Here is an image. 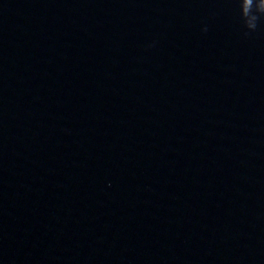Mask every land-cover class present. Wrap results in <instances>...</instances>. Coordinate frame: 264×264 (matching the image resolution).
<instances>
[{
    "label": "water",
    "instance_id": "water-1",
    "mask_svg": "<svg viewBox=\"0 0 264 264\" xmlns=\"http://www.w3.org/2000/svg\"><path fill=\"white\" fill-rule=\"evenodd\" d=\"M261 7L0 0V264H264Z\"/></svg>",
    "mask_w": 264,
    "mask_h": 264
},
{
    "label": "clouds",
    "instance_id": "clouds-1",
    "mask_svg": "<svg viewBox=\"0 0 264 264\" xmlns=\"http://www.w3.org/2000/svg\"><path fill=\"white\" fill-rule=\"evenodd\" d=\"M239 3L241 4V16L247 17L248 15L252 14V4L253 0H239ZM258 13L264 15V7H261L258 9ZM258 15L253 16L254 23L249 24L247 20H245V24L248 28L255 29L256 28V22L258 20Z\"/></svg>",
    "mask_w": 264,
    "mask_h": 264
}]
</instances>
